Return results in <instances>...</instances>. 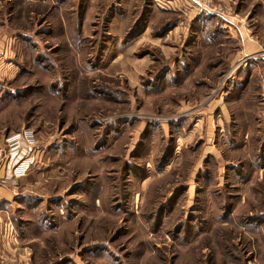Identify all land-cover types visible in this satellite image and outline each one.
I'll return each instance as SVG.
<instances>
[{
	"label": "rangeland",
	"instance_id": "1",
	"mask_svg": "<svg viewBox=\"0 0 264 264\" xmlns=\"http://www.w3.org/2000/svg\"><path fill=\"white\" fill-rule=\"evenodd\" d=\"M167 1L0 0V148L35 138L27 174L0 162L2 239L29 264H264V58L235 68L233 36L264 49V0Z\"/></svg>",
	"mask_w": 264,
	"mask_h": 264
},
{
	"label": "built area",
	"instance_id": "2",
	"mask_svg": "<svg viewBox=\"0 0 264 264\" xmlns=\"http://www.w3.org/2000/svg\"><path fill=\"white\" fill-rule=\"evenodd\" d=\"M259 58H264V49L242 55L234 67L247 66L250 62L258 60ZM23 140H26L29 145L26 148L22 146L25 142ZM34 142L35 138L32 132L24 130L22 133L6 138V143L9 146L8 150L6 148H0V162L5 161L8 163L12 169L14 179L27 174L34 163V157L32 156L34 151L33 146L30 147V145H34ZM0 181L6 182V179L0 177Z\"/></svg>",
	"mask_w": 264,
	"mask_h": 264
},
{
	"label": "crops",
	"instance_id": "3",
	"mask_svg": "<svg viewBox=\"0 0 264 264\" xmlns=\"http://www.w3.org/2000/svg\"><path fill=\"white\" fill-rule=\"evenodd\" d=\"M173 1L174 0H170V1H167V3H172ZM248 1L249 0H247L246 2L248 3ZM252 1H255V0H252ZM159 2L163 3L161 1H159ZM187 2H189V1H187ZM244 3H245V1L243 2V5H244ZM251 3H253V2H251ZM263 6H264V3H263ZM222 24H223L222 25L223 27L228 26V28H230V29H233L235 27L234 26L235 21L230 19V18L229 19L223 18ZM239 31H240L239 33H233V36L237 39L238 44L242 47V52L243 51H246V52L256 51L259 48L258 44H256L255 42H252V40L249 38V35L246 32V30L244 31V27H243V29L239 27ZM2 198H5V199L10 198V195L9 194L0 195V200ZM2 219H3V214L0 213V248L2 245H4L7 249H9V251H10V249H12L11 251L15 252L16 248L18 249L19 246L16 243L14 244V241H12L10 239H6V240L2 239V232L4 230L9 235H11L10 233H12L10 231L11 228L9 227V223L3 222L4 219L3 220ZM3 228H4V230H3ZM16 253H17V251L15 253H13L15 257H8L6 259V260H8L10 258L9 262L6 264H29V262L27 261V257L24 255V253L20 254L21 256H19V257L16 255Z\"/></svg>",
	"mask_w": 264,
	"mask_h": 264
},
{
	"label": "trees",
	"instance_id": "4",
	"mask_svg": "<svg viewBox=\"0 0 264 264\" xmlns=\"http://www.w3.org/2000/svg\"><path fill=\"white\" fill-rule=\"evenodd\" d=\"M0 208H2V206L0 205Z\"/></svg>",
	"mask_w": 264,
	"mask_h": 264
}]
</instances>
